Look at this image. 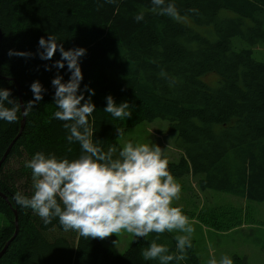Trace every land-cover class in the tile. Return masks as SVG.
Segmentation results:
<instances>
[{
	"label": "trees",
	"instance_id": "1",
	"mask_svg": "<svg viewBox=\"0 0 264 264\" xmlns=\"http://www.w3.org/2000/svg\"><path fill=\"white\" fill-rule=\"evenodd\" d=\"M175 2L180 20L153 14L151 0H118L115 5L104 0H0V87L23 105L34 98V81L47 90L25 117L24 129L0 167V193L8 200L0 197V216L8 221L0 232V251L15 231L10 205L18 225L0 264H158L141 256L154 234L147 240L134 236L123 254L113 255L99 239L65 232L58 220L45 225L13 199L17 191L32 194L25 161L35 153L69 159L80 154L79 144H68L64 122L53 118L58 109L51 81L59 72L67 82L70 73L67 65L45 69L61 59L59 51L52 60L39 57V40L49 34L65 50H87L80 60L81 90L85 85L95 90L96 111L89 121L105 150L121 149L116 128L125 131L159 118L169 122L182 153L177 163H169L176 181L190 176L201 192L264 203V62L256 61L253 52L264 44V0ZM141 11L144 20L137 22L134 15ZM9 50L35 55L9 57ZM206 75L217 77L215 86L203 81ZM109 95L117 105L130 104V119H114L103 111ZM21 121V112L14 123L0 121V160ZM12 159L20 162L16 171L8 168ZM157 242L175 249L171 233ZM181 264H201L193 247ZM233 264L248 260L234 256Z\"/></svg>",
	"mask_w": 264,
	"mask_h": 264
},
{
	"label": "clouds",
	"instance_id": "2",
	"mask_svg": "<svg viewBox=\"0 0 264 264\" xmlns=\"http://www.w3.org/2000/svg\"><path fill=\"white\" fill-rule=\"evenodd\" d=\"M108 4H117L118 0H104ZM150 11L174 20L183 17L175 0H151ZM197 13V9H188ZM137 22L144 20L143 11L134 15ZM38 48L42 60H52L57 51L61 59L52 65H45L51 71L53 67L67 70L70 77L67 82L57 72L51 81L54 104L57 111L53 118L63 121L67 131L69 145L77 143L80 154L74 159L58 157L53 153L37 152L25 161V167L31 170L32 194L25 195L17 191L15 202L31 209L45 225L58 220L65 232L74 231L85 239L104 240L126 232L137 239H145L150 234L155 238L141 251L145 261L158 264H181L188 258V250L193 247L192 227L189 217L182 208L174 206L180 199L181 185L169 170L167 150L157 144L126 142L117 152L115 146L107 150L103 141L94 139V128L89 117L96 111L92 102L95 90L87 85L81 90L84 79L80 60L86 55V49L65 50L57 42L55 35L47 39L41 37ZM9 57L33 58L30 52L9 50ZM174 83L170 81V84ZM33 100L23 105L26 117L34 106L43 100L47 91L40 81L30 85ZM84 93H88L87 98ZM11 91L0 87V121L14 123L21 112V103L11 97ZM128 102L117 105L114 98L106 97L103 110L114 119H130L132 112ZM118 140L123 139L124 129L116 128ZM71 151V148H69ZM175 235V249L158 243L165 233ZM116 245L118 241H113ZM208 264H233V260L222 255L219 260L213 256Z\"/></svg>",
	"mask_w": 264,
	"mask_h": 264
},
{
	"label": "rangeland",
	"instance_id": "3",
	"mask_svg": "<svg viewBox=\"0 0 264 264\" xmlns=\"http://www.w3.org/2000/svg\"><path fill=\"white\" fill-rule=\"evenodd\" d=\"M187 22V21H185ZM188 25L192 26L191 22ZM254 59L264 62V44L253 49ZM203 81L209 86H215L218 79L215 75H206ZM157 144L167 150L169 163H177L181 152L177 148L176 135L170 131L169 122L156 119L152 123H141L134 128L124 131L123 139L118 140L119 146L126 142ZM20 162L12 159L8 168L16 171ZM187 191L180 193V199L174 201V206L182 208L183 213L189 217L194 228L192 233L193 249L201 264H208L210 258L217 260L222 255L246 257L248 264H264V203H250L228 195L201 192L195 186L192 178L186 177L176 181ZM10 208L15 210L10 205ZM10 220H14L10 213ZM8 225V221L0 216V232ZM215 226L221 228L215 230ZM175 235L180 234L173 232ZM133 235L122 232L100 240L113 255L123 254L131 245ZM113 241H118L115 245Z\"/></svg>",
	"mask_w": 264,
	"mask_h": 264
},
{
	"label": "water",
	"instance_id": "4",
	"mask_svg": "<svg viewBox=\"0 0 264 264\" xmlns=\"http://www.w3.org/2000/svg\"><path fill=\"white\" fill-rule=\"evenodd\" d=\"M0 40H1V36H0ZM20 103H21V106H22V107H21L22 121H21L20 131H19L18 135L16 136V138L10 143V145H9L8 148L6 149V151H5L4 155H3V157H2L1 160H0V167H1L2 164L5 162V160H6L7 156H8V154H9V152H10L12 146L14 145L15 141L20 137V135H21V133H22V131H23V129H24V124H25V116L23 115L24 108H23V104H22L21 101H20ZM0 197H2L5 201L8 202L7 198H6L4 195H2L1 193H0ZM12 213H13V215H14V226H15V231H14L13 236H12V237L6 242V244L4 245L3 249L0 251V258H1L2 255L6 252V250H7L8 246H9V244L14 240V238H15L17 232H18L17 213H16L15 210H13Z\"/></svg>",
	"mask_w": 264,
	"mask_h": 264
},
{
	"label": "crops",
	"instance_id": "5",
	"mask_svg": "<svg viewBox=\"0 0 264 264\" xmlns=\"http://www.w3.org/2000/svg\"><path fill=\"white\" fill-rule=\"evenodd\" d=\"M235 198V197H234ZM239 199V198H238Z\"/></svg>",
	"mask_w": 264,
	"mask_h": 264
}]
</instances>
